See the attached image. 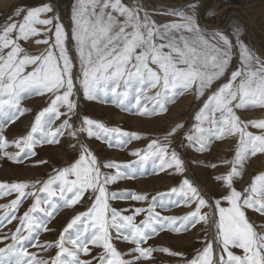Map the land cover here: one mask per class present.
I'll return each mask as SVG.
<instances>
[{
	"label": "snow or ice",
	"instance_id": "snow-or-ice-1",
	"mask_svg": "<svg viewBox=\"0 0 264 264\" xmlns=\"http://www.w3.org/2000/svg\"><path fill=\"white\" fill-rule=\"evenodd\" d=\"M184 7L190 12L182 7L170 13L178 21L158 24L142 0H74L67 17L58 0H41L18 6L0 24V160L20 164L29 158L33 166L47 164L39 158L44 145L66 146L76 153L70 166L56 170L42 186L0 182V200L13 197L0 204V264H158L156 253L179 257L183 264H264V223L250 222L246 214L251 210L264 216V173L244 189L235 187L245 161L264 156V119L244 121L237 113L264 109V53L248 46L239 22L209 31L197 19L200 0ZM33 45L46 47L32 54ZM225 76L226 82L216 83ZM187 92L202 104L183 137L188 146L199 143L194 150L204 154L206 130L217 141H236L233 159L210 165L213 170L224 168L214 177L223 189L221 197H210L197 186L172 149L171 137L183 124L168 130L166 143L152 139L144 150L131 151V163H101L87 146L90 139L122 147L147 138L82 117L81 94L83 101L96 102L110 93L120 107L131 96L133 114L150 117L164 113L170 100ZM35 95L48 99L38 113L23 107ZM30 114L29 127L9 140L7 127ZM150 160L158 162L160 171L179 175V186L151 198L110 191L122 180L136 179L137 167ZM57 184L58 192L53 188ZM174 195L180 197L178 206L193 210L181 217L156 211L157 199ZM57 196L68 209L85 198L89 206L70 219L55 241L42 243L39 235L51 229L36 214L50 221ZM114 201L117 206H112ZM122 202L135 206L122 208ZM78 224L82 229L70 238L67 234ZM197 225L202 247L191 257L149 243L162 232L182 234ZM28 241L37 252L27 250ZM125 244L129 247L122 249ZM53 248L55 256L47 255Z\"/></svg>",
	"mask_w": 264,
	"mask_h": 264
},
{
	"label": "rangeland",
	"instance_id": "rangeland-1",
	"mask_svg": "<svg viewBox=\"0 0 264 264\" xmlns=\"http://www.w3.org/2000/svg\"><path fill=\"white\" fill-rule=\"evenodd\" d=\"M40 2L41 0H0V24L4 23L7 17L18 6L37 5ZM73 2L74 0H58L60 11L65 17L70 14ZM124 2L130 3L132 0H124ZM142 2L150 16L158 24H164L178 21L179 17L170 15V13L180 10L182 7L185 13H189L190 10L184 6L190 4L191 0H142ZM197 19L200 26L209 31L216 28L230 27L233 22H239L244 30L243 39L247 42L248 46L255 52L256 47L264 52V0H200ZM65 23H67V19H65ZM45 47L44 45H33L30 51L32 54H39ZM70 54L74 55V53ZM227 79L228 76H225L216 83L222 84ZM177 92H181V90L177 89ZM113 99L109 93L102 95L99 101L87 102L83 101L81 94L80 115L82 117L87 115L98 122L105 123L109 127H120L122 130L136 133L147 139L132 140L125 143L122 147H110L107 140L104 142L95 139L87 140V146L90 147L101 163H131L135 159L129 154L131 151L144 150L152 139L166 143L164 137L168 130L176 125L183 124L184 127L171 137L170 143L172 149L176 150L185 161L188 176L208 196L216 198L223 195V189L215 181L214 177L219 172H223L224 168L221 167L218 170H213L210 165L223 160L233 159L236 141L231 138L217 141L213 134L206 130L202 134L207 142L204 154H198V151L194 150L200 148L199 143H195L192 147L188 146L187 141L183 137L188 134L191 126L195 123L194 115L202 106L201 102L193 99L191 92L176 96L175 99L167 103L164 113L150 117H140L133 114L135 104L131 96L122 107L114 105L112 103ZM47 104V96L35 95L23 101V107L31 109L34 113H38ZM237 113L244 121L264 119V109L249 107L242 111L237 110ZM31 118L30 114L22 122L9 125L6 129L7 138L12 140L14 137L22 134L29 127ZM56 123H59V121ZM204 127L207 129V125H204ZM251 130L257 131L256 129ZM36 138L43 139L39 134H37ZM14 151L15 149H9L10 153ZM38 151L39 158L45 159L48 162L47 164L33 166L32 160L29 158H25L24 163L20 164L0 160V182H26L36 184L39 187L56 170L70 166L76 159V153L66 146L44 145ZM260 173H264V156L248 158L242 168V179H239L235 184L236 189H244L250 180ZM136 175V179H125L111 186L110 191H134L137 194H146L151 198L158 193L167 192L173 187H178L181 182L179 175L171 172V170L160 171L158 162L152 160L143 166H138ZM53 188L58 192L59 185H54ZM39 195L42 200L47 199L45 193H40ZM12 198L8 197L0 200V204L7 203ZM53 199L57 206L53 218L49 221L42 213L38 216L41 221L47 222L48 227L51 229V231L47 233L42 232L39 235V241L42 243L55 241L63 227L70 222V219L81 212L87 211L89 206L86 198L81 204L75 206L74 209L66 208L64 202L59 199V196ZM179 199L180 197L177 195L165 197L163 200L157 199L155 201L156 211L162 215L175 217H181L190 213L193 210L192 208L177 205ZM31 202L30 200L24 204L20 212L22 213ZM112 206H117V202H112ZM120 206L124 208L134 207L135 205L122 202ZM49 210L51 211L52 209ZM205 211L210 212L211 210L205 209ZM246 214L250 222L256 225L264 223V216H261L258 212L249 210ZM81 229L82 225L75 226L67 235L70 238H75L77 232ZM201 238L200 226L197 225L195 228H191L182 234H172L167 231L162 232L154 240L149 241V243L166 247L171 251L184 253L191 257L194 249L202 247V244L199 243ZM32 245L33 241H28L25 247L29 252H37L38 249ZM120 247L127 249L129 245L125 244ZM236 251L239 252V250ZM55 253L56 250L53 248L47 255L55 256ZM155 259L158 261V264H183V260L179 257H170L161 253H156Z\"/></svg>",
	"mask_w": 264,
	"mask_h": 264
},
{
	"label": "bare ground",
	"instance_id": "bare-ground-1",
	"mask_svg": "<svg viewBox=\"0 0 264 264\" xmlns=\"http://www.w3.org/2000/svg\"><path fill=\"white\" fill-rule=\"evenodd\" d=\"M252 33H253V31H252ZM256 52L257 53H264L262 50H259V48H257V47H256Z\"/></svg>",
	"mask_w": 264,
	"mask_h": 264
},
{
	"label": "trees",
	"instance_id": "trees-1",
	"mask_svg": "<svg viewBox=\"0 0 264 264\" xmlns=\"http://www.w3.org/2000/svg\"><path fill=\"white\" fill-rule=\"evenodd\" d=\"M40 214H41V213H37L36 215L39 216ZM77 226H79V224H78Z\"/></svg>",
	"mask_w": 264,
	"mask_h": 264
},
{
	"label": "crops",
	"instance_id": "crops-1",
	"mask_svg": "<svg viewBox=\"0 0 264 264\" xmlns=\"http://www.w3.org/2000/svg\"><path fill=\"white\" fill-rule=\"evenodd\" d=\"M62 213V212H61Z\"/></svg>",
	"mask_w": 264,
	"mask_h": 264
}]
</instances>
